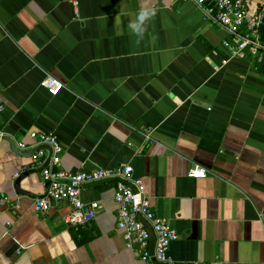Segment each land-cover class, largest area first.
Segmentation results:
<instances>
[{
	"label": "crops",
	"instance_id": "0c3cea01",
	"mask_svg": "<svg viewBox=\"0 0 264 264\" xmlns=\"http://www.w3.org/2000/svg\"><path fill=\"white\" fill-rule=\"evenodd\" d=\"M205 9L0 0V264H138L117 230L116 181L83 188L101 206L85 227L65 223L67 204L36 213L47 186L32 155L47 149L35 131L57 135L66 171L131 166L179 233L176 264H264V67L231 59ZM47 76L58 96L40 87Z\"/></svg>",
	"mask_w": 264,
	"mask_h": 264
},
{
	"label": "built area",
	"instance_id": "2783aa9c",
	"mask_svg": "<svg viewBox=\"0 0 264 264\" xmlns=\"http://www.w3.org/2000/svg\"><path fill=\"white\" fill-rule=\"evenodd\" d=\"M178 1H190L205 11L206 7L212 8L213 20L228 33L224 47L230 58L254 59L264 67V7L252 11L250 3H257L250 0ZM40 87L53 96H58L65 89L61 81L51 76H47ZM2 91L0 86V94ZM4 110L5 105L0 103V115ZM29 138L35 147L47 149L38 150L32 155L33 164L41 169L47 186V192L35 199L37 214L45 217L62 204H67L71 211L65 216V223L74 229L85 227L97 218L101 206L98 202L86 204L82 199L83 188L92 183L116 181L114 201L117 205V230L122 233L126 247L137 253L138 264H176L171 257V246L180 238L179 233L155 212L142 180L133 177L131 166L66 171L62 168L64 147L57 135L35 131L29 134ZM5 140V135L0 133V144ZM17 148L26 151L29 147L19 142ZM22 171H27V168ZM190 175L206 178L207 171L203 168L192 169Z\"/></svg>",
	"mask_w": 264,
	"mask_h": 264
},
{
	"label": "water",
	"instance_id": "95a60500",
	"mask_svg": "<svg viewBox=\"0 0 264 264\" xmlns=\"http://www.w3.org/2000/svg\"><path fill=\"white\" fill-rule=\"evenodd\" d=\"M250 1H253V2H256L258 5L264 7V2L263 1H260V0H250ZM22 181V178L19 179L18 183H17V187L20 186V183ZM113 180H110V181H104V182H98V183H92V184H88V188H97V187H100L104 184H107V183H110L112 182Z\"/></svg>",
	"mask_w": 264,
	"mask_h": 264
},
{
	"label": "trees",
	"instance_id": "16d2710c",
	"mask_svg": "<svg viewBox=\"0 0 264 264\" xmlns=\"http://www.w3.org/2000/svg\"><path fill=\"white\" fill-rule=\"evenodd\" d=\"M262 37H263V39H264V27H263V29H262Z\"/></svg>",
	"mask_w": 264,
	"mask_h": 264
}]
</instances>
